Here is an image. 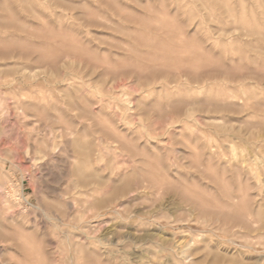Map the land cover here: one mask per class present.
I'll use <instances>...</instances> for the list:
<instances>
[{"label": "rangeland", "instance_id": "rangeland-1", "mask_svg": "<svg viewBox=\"0 0 264 264\" xmlns=\"http://www.w3.org/2000/svg\"><path fill=\"white\" fill-rule=\"evenodd\" d=\"M0 264H264V0H0Z\"/></svg>", "mask_w": 264, "mask_h": 264}, {"label": "bare ground", "instance_id": "bare-ground-1", "mask_svg": "<svg viewBox=\"0 0 264 264\" xmlns=\"http://www.w3.org/2000/svg\"><path fill=\"white\" fill-rule=\"evenodd\" d=\"M39 159H40V157H39ZM71 210V209H70Z\"/></svg>", "mask_w": 264, "mask_h": 264}]
</instances>
